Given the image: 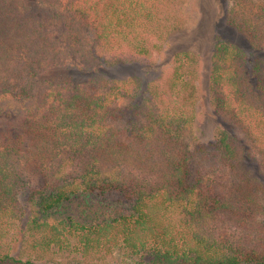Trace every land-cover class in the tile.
Segmentation results:
<instances>
[{"label":"trees","instance_id":"1","mask_svg":"<svg viewBox=\"0 0 264 264\" xmlns=\"http://www.w3.org/2000/svg\"><path fill=\"white\" fill-rule=\"evenodd\" d=\"M180 2L0 0V101L31 103L0 134V264H34L13 253L30 173L31 255L106 264L122 249L145 264H264V187L241 168L255 158L264 168V58L253 85L243 51L215 45L210 101L227 125L208 145L187 139L198 77L189 51L144 90L134 77L87 89L42 80L60 64L150 60L177 28ZM228 17L264 45V0H233Z\"/></svg>","mask_w":264,"mask_h":264},{"label":"rangeland","instance_id":"2","mask_svg":"<svg viewBox=\"0 0 264 264\" xmlns=\"http://www.w3.org/2000/svg\"><path fill=\"white\" fill-rule=\"evenodd\" d=\"M35 6L38 0H27ZM233 0H181L177 12L178 25L163 41L159 42L160 49L150 60L142 59L135 64H102L97 69H90L79 64H60L47 75L42 76L54 85L63 88L87 89L92 81L117 80L128 77L139 79L142 90L148 82L159 74L171 69L174 54L189 51L193 54L196 63L197 80L195 84V116L188 141L190 145L210 144L222 125H227L224 118L214 110L210 101L209 75L212 66V55L215 45L220 40L233 44L243 51L246 57V77L251 84H255L253 74L256 56L264 58V45L255 48L247 36L229 22L228 12L232 9ZM133 102L123 105L125 114L129 116ZM31 107L28 101H19L13 98L0 101V134L11 128V123L21 117L27 108ZM126 121V120H125ZM242 172L256 184L264 187V168L259 159L241 161ZM29 188L20 194L21 213L16 220L15 232L18 244L14 255L22 260H30L34 264H86L76 254L56 255L51 258H41L31 255L24 246L25 229L29 219L35 214L30 191L37 184V177L29 174ZM19 239L21 241H19ZM106 264H145L139 257L130 256L122 249H116Z\"/></svg>","mask_w":264,"mask_h":264}]
</instances>
